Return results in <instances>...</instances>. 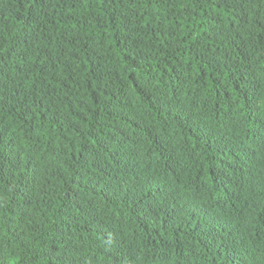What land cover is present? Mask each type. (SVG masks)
<instances>
[{
	"label": "trees",
	"instance_id": "obj_1",
	"mask_svg": "<svg viewBox=\"0 0 264 264\" xmlns=\"http://www.w3.org/2000/svg\"><path fill=\"white\" fill-rule=\"evenodd\" d=\"M0 264H264V0H0Z\"/></svg>",
	"mask_w": 264,
	"mask_h": 264
}]
</instances>
